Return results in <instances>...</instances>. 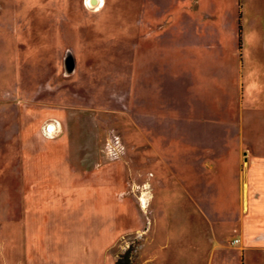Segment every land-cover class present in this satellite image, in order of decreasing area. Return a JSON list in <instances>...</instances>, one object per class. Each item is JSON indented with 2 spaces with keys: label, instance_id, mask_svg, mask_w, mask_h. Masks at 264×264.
Wrapping results in <instances>:
<instances>
[{
  "label": "rangeland",
  "instance_id": "1",
  "mask_svg": "<svg viewBox=\"0 0 264 264\" xmlns=\"http://www.w3.org/2000/svg\"><path fill=\"white\" fill-rule=\"evenodd\" d=\"M263 165L264 0H0V264H264Z\"/></svg>",
  "mask_w": 264,
  "mask_h": 264
},
{
  "label": "crops",
  "instance_id": "2",
  "mask_svg": "<svg viewBox=\"0 0 264 264\" xmlns=\"http://www.w3.org/2000/svg\"><path fill=\"white\" fill-rule=\"evenodd\" d=\"M88 1L85 0L86 5ZM96 1H97V4L92 5L95 8L93 9L88 8L93 12H98L103 6V0H96ZM261 167L264 168V165ZM259 192H260V189L257 188V197L252 202V204H254L253 209L255 211H253L252 213H248V206L247 208L242 207V203L240 202V197H239L238 207L235 208L231 206V209L229 208L225 209L221 213L222 216L225 217L226 219L227 218L232 219V220L235 219L238 222L239 227H237V231L240 232L241 235L240 237L236 238V240H239L241 242V247L239 249L242 250L243 252L251 251L253 249H257V250L264 252V214L261 213L260 207H259V204H260ZM256 200H257V203H256ZM256 205H258V208H255ZM256 214H257V219H258L257 221L258 232H257V236L255 237V235L254 236L251 235L249 231L251 230L250 228L253 227L254 225ZM261 220H262V223H261ZM247 225H251V227H247ZM247 238H250V240L252 239L253 244L251 245L250 249L246 248L248 246L247 243L245 244L243 243ZM30 262H32V260ZM34 264L36 263L34 262Z\"/></svg>",
  "mask_w": 264,
  "mask_h": 264
},
{
  "label": "trees",
  "instance_id": "3",
  "mask_svg": "<svg viewBox=\"0 0 264 264\" xmlns=\"http://www.w3.org/2000/svg\"><path fill=\"white\" fill-rule=\"evenodd\" d=\"M239 31H240V25H239ZM133 251L134 249L130 247L122 256H120L116 260V264H132L131 257Z\"/></svg>",
  "mask_w": 264,
  "mask_h": 264
},
{
  "label": "bare ground",
  "instance_id": "4",
  "mask_svg": "<svg viewBox=\"0 0 264 264\" xmlns=\"http://www.w3.org/2000/svg\"><path fill=\"white\" fill-rule=\"evenodd\" d=\"M92 0H89L88 2H87V5H88V8H91V9H93V8H95L94 6H92V5H94V4H92V2H91ZM52 127V129H49L48 130V133L49 134H54V133H57L58 132V127H56L55 125H50L49 124V127ZM141 200V202L143 203V205H144V207L146 206V199L145 198H141L140 199Z\"/></svg>",
  "mask_w": 264,
  "mask_h": 264
},
{
  "label": "water",
  "instance_id": "5",
  "mask_svg": "<svg viewBox=\"0 0 264 264\" xmlns=\"http://www.w3.org/2000/svg\"><path fill=\"white\" fill-rule=\"evenodd\" d=\"M91 2H92V4H94V5L97 4V1H96V0H92ZM49 129H52V127L50 126Z\"/></svg>",
  "mask_w": 264,
  "mask_h": 264
}]
</instances>
